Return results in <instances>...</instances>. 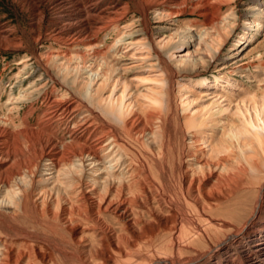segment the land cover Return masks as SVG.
Wrapping results in <instances>:
<instances>
[{"label": "bare ground", "instance_id": "6f19581e", "mask_svg": "<svg viewBox=\"0 0 264 264\" xmlns=\"http://www.w3.org/2000/svg\"><path fill=\"white\" fill-rule=\"evenodd\" d=\"M10 1L17 13L27 17L24 26L20 23L14 26L0 19V49L20 50L25 47L28 52L18 57L17 64L22 67L13 87H19L18 83L23 78L28 79L33 75V70L28 72L33 65L38 66L42 73L30 80L22 92L9 93L8 99L0 105V114H3V106L10 109L9 106H15L17 101L28 98L36 89L40 90L46 79L55 83L52 72L59 74L69 87L80 92L94 107L101 108L99 90L111 73L104 69V49L92 48L93 60L90 64L95 65L96 58L101 62L96 63L94 68L90 67L84 76L79 66H84L86 61L78 57L73 62L59 53L47 66L51 51L45 61L36 52V46L45 40L71 48L88 44L94 46L101 33L107 30L119 33L121 27L130 26L138 20L143 29L148 30L147 14L157 8L167 12L157 15L158 20L178 13L183 7L196 9L202 16L199 24L206 29L199 35L196 46L210 53L216 50L221 34L226 30L223 24L218 29L214 24L219 19V6L209 5L210 1L221 3L222 0ZM254 9L257 8L254 6ZM129 12L137 13L138 17H133L122 26L120 22ZM253 25L261 26L260 21L255 20ZM16 27L21 34L16 33ZM123 35L122 32L113 44V51L117 50V43L124 39ZM113 57L119 58L121 55L113 54ZM97 81H100L97 88L92 89L93 83ZM204 81L201 80V84ZM40 82V87L29 90ZM68 93L67 90L57 93L53 88L44 90L41 93L43 109L33 124L28 120V113L32 111L21 116L19 125L9 121L8 114H4L6 118H0V232H13L14 226H11L9 217L24 212L28 207L36 208L43 220L65 229L76 243L88 246L85 238L89 237L93 247L101 248L92 256L96 264H105L107 258H111L113 264H195L208 254L224 250L228 242L237 236L236 233H230L207 251L197 252L192 257H182L178 241L180 232L174 228V232L170 233L167 251H141L133 243L139 242L137 225L146 229L145 232L151 230L149 222L140 220L142 212L145 211L159 223L167 219L146 206L147 195L159 197L161 194L156 192L163 174L162 168H158L163 153V125L160 117L154 113H148L146 120L137 113L127 116L120 98L117 103L108 98L103 109L117 120L103 113L107 118L104 119L92 107L82 105L78 99L69 97ZM249 100V104L235 111L236 120L223 136L230 144L241 141L242 146H250L251 154L244 155V150L240 149L237 155L230 156L225 151L228 143L221 147L219 142L211 150L216 154L226 153V157L221 158L222 162L217 160L212 163L193 153L183 155L178 172L186 190L197 194L201 192L200 186L205 184V180L198 174L204 168H212L206 178L214 177L219 188L229 191L234 186V175L245 183L248 181L247 175L255 172L257 161L264 164V95L259 99L251 96ZM156 104L160 105V100ZM187 120V125L192 128L205 123L202 116L188 117ZM58 122L62 124L61 134L56 129ZM118 127L129 137L139 140L144 149L140 152L129 151L118 133ZM189 139L193 143L198 140V136L192 134ZM152 166L158 168L157 175L153 174ZM216 171L217 174L214 173ZM260 183L254 210L244 222L242 230L246 229L259 209L264 182ZM107 218L117 224L123 235L115 233L112 224L106 222ZM15 242L0 235V264L46 263L47 258L34 249L32 242L24 240L16 246L13 245ZM253 247L264 254V241L255 243ZM55 251L65 255V250L55 248Z\"/></svg>", "mask_w": 264, "mask_h": 264}, {"label": "rangeland", "instance_id": "374dc122", "mask_svg": "<svg viewBox=\"0 0 264 264\" xmlns=\"http://www.w3.org/2000/svg\"><path fill=\"white\" fill-rule=\"evenodd\" d=\"M220 2H209L210 6H219V19L214 23L215 27L218 29L223 24L226 29L221 34L216 50L211 53L197 48L198 37L205 27L199 24L202 16H199L196 9L188 7L161 20H158L157 15L167 12L157 8L147 14L148 30H144L138 20L130 26L121 27L119 33L110 30L101 33L94 46L88 44L71 48L50 40L43 41L36 46V52L45 61L51 51L47 66L59 53L63 58H71L73 62L78 57L86 61L84 66H79L84 76L90 67L94 68L96 63L101 62L96 58L95 65L90 64L93 60L92 48L104 49V69L111 73L106 84L99 90L101 108L94 107L80 92L69 87L59 74L52 72L55 83L46 79L43 87H40L42 82L32 86L29 90L33 87H40V90L31 93L32 97L30 95L17 101L15 106H9L10 109L3 106L0 118H6L4 114H8L9 121L19 125L21 116L32 111L28 113V120L31 124L35 123L43 109L41 93L52 88L57 93L67 90L69 97L92 107L100 116H104V113L113 120L117 118L103 109L108 98L116 103L120 98L127 116L137 113L146 120L148 113L157 114L163 125V153L158 161V168H162L163 174L156 192L162 195H147L146 206L152 212L163 214L167 222L159 223L145 211L142 212L140 220L149 222L151 230L145 232L146 229L137 225L136 233L140 243H133L141 251H167L170 233L175 228L180 232L178 241L181 244V256L192 257L197 252L207 251L225 235L236 233L237 236L228 242L224 250L208 254L204 260L195 264H264V254L253 247L255 243L264 241V183L259 209L246 229H241L254 210L259 184L264 182V164L257 161L255 172L247 175L248 181L245 183L234 175V186L229 191L219 188L214 177L206 178L212 168H204L198 174L205 180L199 194L185 189L178 172L183 155L188 153L215 163L222 162L221 158L226 157V153L234 156L240 149L244 150V155L252 151L250 146H242L241 141L230 144L223 133L236 120L235 111L250 103L249 97L259 99L264 95V0ZM254 6L257 9L253 10ZM15 10L10 0H0V19L14 26L18 23L24 26L27 17ZM133 17H138L137 13L129 12L120 24H127ZM254 20L260 21L261 26H254ZM15 30L18 34L22 33L17 27ZM122 32L124 39L117 43V52L113 51V44ZM27 53L25 47L20 50L0 49V105L5 103L9 93L22 92L30 80L42 73L38 66L33 65V68L28 69V72L34 71L33 75L28 79L23 78L18 83L19 87H13L15 77L22 67L17 64L18 57ZM113 54H120L121 57L114 58ZM114 67L117 69L113 70ZM203 79L205 81L201 84ZM99 82L93 83L92 89L97 88ZM159 100L160 105L156 104ZM199 116L204 117V125L195 128L187 125L188 117ZM102 118L107 119L105 116ZM56 129L61 134L60 122L56 123ZM118 133L129 151L140 152L144 149L139 140L126 135L120 127ZM192 134L198 136V140L193 143L189 139ZM219 142L221 147L228 143L225 146L226 153L212 152L211 148ZM152 167L153 174L157 175L158 168ZM214 173L217 174V171ZM40 219L37 209L28 207L24 212L9 217L14 233L0 232V235L17 241L13 244L15 246L24 240L32 242L34 249L47 258L44 264H96L92 256L101 248L93 247L89 237L85 238L88 246H82L72 240L65 229ZM172 219L176 221L172 222ZM108 221L117 235H123L117 224L107 218ZM55 248L65 250V255H60ZM105 264H113L112 259L107 258Z\"/></svg>", "mask_w": 264, "mask_h": 264}]
</instances>
